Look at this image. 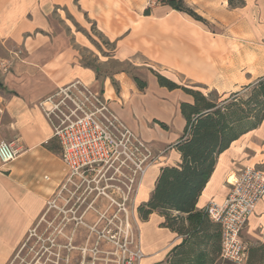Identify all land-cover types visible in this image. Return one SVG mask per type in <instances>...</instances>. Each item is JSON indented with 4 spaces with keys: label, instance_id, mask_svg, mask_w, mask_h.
I'll return each mask as SVG.
<instances>
[{
    "label": "crops",
    "instance_id": "1",
    "mask_svg": "<svg viewBox=\"0 0 264 264\" xmlns=\"http://www.w3.org/2000/svg\"><path fill=\"white\" fill-rule=\"evenodd\" d=\"M184 1L203 20L149 0H0V141L17 150L16 158L0 167V264L7 263L66 178L62 147L44 111L57 101L48 98L59 88L79 80L100 91L120 118L159 150V161L147 168L153 170L139 186L145 202L161 167L180 161L173 147L185 123L179 106L192 101L181 88L160 85L155 74L223 95L264 76V0ZM142 64L148 70L143 76L125 69ZM154 65L170 67L172 76ZM133 76L144 82L142 89ZM175 120L179 133L172 130ZM245 165L264 170V118L217 156L195 207L223 201L226 177ZM164 220L158 211L139 219L138 264L175 258L173 248L184 235L162 225ZM241 235L263 239L264 196Z\"/></svg>",
    "mask_w": 264,
    "mask_h": 264
},
{
    "label": "built area",
    "instance_id": "2",
    "mask_svg": "<svg viewBox=\"0 0 264 264\" xmlns=\"http://www.w3.org/2000/svg\"><path fill=\"white\" fill-rule=\"evenodd\" d=\"M156 2L149 0L148 4ZM52 97L57 101H52L44 111L52 125L53 135L62 147V159L67 167L66 182L75 177L89 189L98 190V178L94 176L99 172L93 171L112 168L110 173L119 184L115 187L120 190L121 197L118 201L108 195L107 198L110 205L115 203L126 212V202L134 206L142 178L147 168L159 161V156H152L148 144L120 118L100 91L76 80L59 88L48 99L52 100ZM3 111L0 102V119ZM16 155L17 150L11 142L0 141V167L13 161ZM93 173V177H88ZM225 182L228 192L224 200L211 199L204 210L212 221L220 224V258L242 264L247 260L248 247L241 233L264 196V170L256 165H245L236 173L229 174ZM124 222L129 224L128 217ZM142 255L137 246L130 253L127 264H138Z\"/></svg>",
    "mask_w": 264,
    "mask_h": 264
},
{
    "label": "trees",
    "instance_id": "3",
    "mask_svg": "<svg viewBox=\"0 0 264 264\" xmlns=\"http://www.w3.org/2000/svg\"><path fill=\"white\" fill-rule=\"evenodd\" d=\"M157 2L203 20L184 0ZM228 3L239 5L243 0H228ZM149 12L150 8L146 7L144 14ZM155 75L160 85L168 89L181 88L192 97V101H181L179 106L185 123L173 147L179 151L180 161L176 165L161 167L149 198L136 208L143 219L158 211L165 218L162 225L184 235L173 248L176 256H171L168 264H214L220 257L221 227L195 204L213 171L217 156L264 118V76L244 90L231 92L218 101L210 98L216 92L214 89L205 94L179 85L159 73ZM133 79L142 89L144 82L136 76ZM158 123L162 128L167 127ZM262 248L263 245L250 248L249 258Z\"/></svg>",
    "mask_w": 264,
    "mask_h": 264
},
{
    "label": "rangeland",
    "instance_id": "4",
    "mask_svg": "<svg viewBox=\"0 0 264 264\" xmlns=\"http://www.w3.org/2000/svg\"><path fill=\"white\" fill-rule=\"evenodd\" d=\"M153 67L172 76L168 66ZM146 68L144 64L125 67L129 73L141 76L148 71ZM180 82L184 83L182 80ZM208 92L203 90L205 94ZM227 96L216 91L210 98L219 101ZM172 130L180 132L177 120L173 122ZM148 148L152 156L159 153L149 143ZM152 170L150 168L147 172ZM147 174L142 178L143 184L146 183ZM86 187L75 177L69 182L65 179L49 198L40 217L29 228L6 264H127L130 253L138 246V221L142 218L135 207L136 201H143L141 196L144 187L139 188L133 207L126 202V212L115 203L110 205V200L103 195H100L99 202L97 199L93 207L90 206L95 193L88 194L90 189ZM108 194L116 201L121 197L120 190L115 186L113 192ZM85 195L87 198L83 201ZM125 217H128L129 224L124 222ZM241 237L248 247L247 260L242 264H264V237L260 241H249ZM260 245L263 248L249 258L250 248ZM222 264L235 263L222 260Z\"/></svg>",
    "mask_w": 264,
    "mask_h": 264
},
{
    "label": "flooded vegetation",
    "instance_id": "5",
    "mask_svg": "<svg viewBox=\"0 0 264 264\" xmlns=\"http://www.w3.org/2000/svg\"><path fill=\"white\" fill-rule=\"evenodd\" d=\"M112 171H113L112 168L111 169H102L99 171H93V172H99L96 175L94 173L91 175H88V177H93L95 175L94 177L98 178V184H99L98 190L91 187L90 191L88 192V194L91 192L95 193L94 198L89 203L90 206H92L94 203H96L95 201L97 199L99 202L100 195L107 197V195L110 196L108 193L113 192V188H114L117 180H116V178L113 177L112 173H110ZM86 189H88V187H86ZM86 198H87V196L85 195L83 201L86 200Z\"/></svg>",
    "mask_w": 264,
    "mask_h": 264
}]
</instances>
